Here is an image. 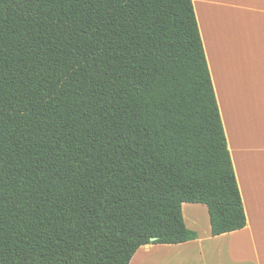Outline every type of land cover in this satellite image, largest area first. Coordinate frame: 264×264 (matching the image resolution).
Wrapping results in <instances>:
<instances>
[{
	"label": "trees",
	"instance_id": "16d2710c",
	"mask_svg": "<svg viewBox=\"0 0 264 264\" xmlns=\"http://www.w3.org/2000/svg\"><path fill=\"white\" fill-rule=\"evenodd\" d=\"M183 204L247 226L193 0H0V264H130Z\"/></svg>",
	"mask_w": 264,
	"mask_h": 264
},
{
	"label": "crops",
	"instance_id": "0c3cea01",
	"mask_svg": "<svg viewBox=\"0 0 264 264\" xmlns=\"http://www.w3.org/2000/svg\"><path fill=\"white\" fill-rule=\"evenodd\" d=\"M247 226L212 236L207 207L183 204L196 231L205 207L210 233L178 245H146L130 264H227L232 250L211 245L232 239L237 264H264V0H193ZM236 262V261H235Z\"/></svg>",
	"mask_w": 264,
	"mask_h": 264
},
{
	"label": "rangeland",
	"instance_id": "374dc122",
	"mask_svg": "<svg viewBox=\"0 0 264 264\" xmlns=\"http://www.w3.org/2000/svg\"><path fill=\"white\" fill-rule=\"evenodd\" d=\"M200 207L202 208H198L199 209V215H198L199 225L197 227V230L194 232L198 233L201 236V238L206 239L209 236L210 229H209V225L207 224V218L205 214L206 212L204 211L205 207L204 209H203V206H200ZM211 245H217V246L219 245L220 247L225 248V250H232V251L234 250L232 252V257L231 259H228L227 264H237L238 263L237 262L238 260L235 259L233 256L235 255L234 252H237V250L234 249L235 245L232 239L226 238V239L221 240L220 242L212 243Z\"/></svg>",
	"mask_w": 264,
	"mask_h": 264
},
{
	"label": "water",
	"instance_id": "95a60500",
	"mask_svg": "<svg viewBox=\"0 0 264 264\" xmlns=\"http://www.w3.org/2000/svg\"><path fill=\"white\" fill-rule=\"evenodd\" d=\"M156 240V238H152L151 241L154 242Z\"/></svg>",
	"mask_w": 264,
	"mask_h": 264
}]
</instances>
